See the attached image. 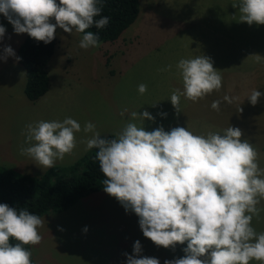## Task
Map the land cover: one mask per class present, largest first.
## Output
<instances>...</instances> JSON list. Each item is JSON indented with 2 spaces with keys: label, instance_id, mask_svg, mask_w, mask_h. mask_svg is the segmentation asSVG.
<instances>
[{
  "label": "rangeland",
  "instance_id": "rangeland-1",
  "mask_svg": "<svg viewBox=\"0 0 264 264\" xmlns=\"http://www.w3.org/2000/svg\"><path fill=\"white\" fill-rule=\"evenodd\" d=\"M138 2L135 20L117 40L99 41L98 47L80 48L82 33L73 29L70 34L57 27L56 44L45 64L48 88L34 102L23 94L24 69L16 56L0 59V168L35 176L47 169L30 156L20 154L21 147L30 146L26 142V125L30 123L72 117L81 124V129L85 122H92L101 136L110 133L116 138V133L132 121V112L139 114L146 110L155 118L143 120L142 126L147 131L158 126L165 131L180 126L206 134L222 132L229 125L239 127L243 130L242 139H248L256 148L259 167L264 169V95L255 106L248 102L243 106L242 95L227 89L234 88V81L242 82L246 78L253 79V89L264 93V59L259 63L255 60L256 54L264 57V25L250 26L239 21L241 13L232 6L235 0ZM0 25L6 29L0 38V56L4 55L5 46H10L16 54L26 33H15L3 14ZM201 54L211 57L214 68L221 72L222 87L197 102L182 96L177 112L170 101L172 91L183 88L176 65L181 58ZM227 78L231 79L229 87ZM141 83L147 85L143 94L138 91ZM226 94L233 98L232 103L222 101L220 110H213L212 101L222 100ZM132 122L141 123L139 119ZM90 136L91 133L83 130L76 133L78 146H85L79 155L89 150L84 141ZM62 163L57 160L55 165ZM89 201L88 205L95 207L78 214L68 212L69 209L49 213L55 214V221L39 229L42 239L34 245L39 249L34 254L40 257L39 264H44L46 254V264H62L65 257L71 259L67 264H126L124 254L128 243L136 240L142 245L141 255L157 257L160 264L163 258L171 260L184 255L186 242L174 249L156 246L144 237L135 220L136 214L126 212L109 194L97 195ZM103 206L110 210L101 215ZM257 207L261 211L252 224L262 232L264 199ZM107 212H111V220L102 218Z\"/></svg>",
  "mask_w": 264,
  "mask_h": 264
},
{
  "label": "clouds",
  "instance_id": "clouds-1",
  "mask_svg": "<svg viewBox=\"0 0 264 264\" xmlns=\"http://www.w3.org/2000/svg\"><path fill=\"white\" fill-rule=\"evenodd\" d=\"M232 6L241 13L239 21L264 25V0H235ZM101 10L102 0H0V14L15 33H27L47 44L55 39L57 27L70 34L75 29L83 33L79 42L83 49L99 46L98 34L86 30L108 25L109 17L95 19ZM5 32L0 25V38ZM3 53L0 59L15 55L10 46ZM262 59L255 55L258 63ZM176 67L183 88L174 89L170 101L177 112L182 96L197 102L222 87V74L209 56L181 58ZM138 91L145 93L147 85L139 84ZM262 95L252 89L247 98L255 106ZM222 101L231 104L233 98L226 94L213 100L211 108L219 111ZM131 117L141 123L128 122L113 139L102 137L92 122L81 129L72 117L36 121L26 125L30 146L19 151L44 168H53L76 148V133H91L84 143L86 150H98L94 160L105 177L103 190L126 212L136 214L144 237L156 246L174 249L186 242L183 256L165 259L163 264H264V231L258 232L252 224L264 199V169L259 167L256 148L242 139L243 130L229 125L222 132L206 134L180 126L147 131L142 122L154 120L151 113L132 112ZM44 220L26 208L0 203V264H33L32 253L24 245L41 242ZM10 238L18 243H10ZM141 253L142 245L136 240L132 254H124L126 264H160L157 257Z\"/></svg>",
  "mask_w": 264,
  "mask_h": 264
},
{
  "label": "trees",
  "instance_id": "trees-1",
  "mask_svg": "<svg viewBox=\"0 0 264 264\" xmlns=\"http://www.w3.org/2000/svg\"><path fill=\"white\" fill-rule=\"evenodd\" d=\"M138 8V0H102L101 13L95 19L109 17L108 25L103 28L93 25L86 31L98 34L99 41L114 42L135 20ZM55 44L56 38L45 44L26 33L16 49V57L20 58L17 62L24 69L22 90L29 101L38 99L47 91L45 64ZM102 137L115 138L110 133ZM96 151L95 148L89 149L72 163L54 165L37 176L0 168V203L17 210L26 208L39 216L69 208L79 198L103 189L105 177L100 172L98 161L94 160ZM10 243L18 241L10 238ZM24 247L28 249V245Z\"/></svg>",
  "mask_w": 264,
  "mask_h": 264
},
{
  "label": "crops",
  "instance_id": "crops-1",
  "mask_svg": "<svg viewBox=\"0 0 264 264\" xmlns=\"http://www.w3.org/2000/svg\"><path fill=\"white\" fill-rule=\"evenodd\" d=\"M15 56H16V54H15ZM225 83V82H224ZM231 84V79H229V78H227V84H226V86H228L229 87V85ZM233 86H234V88H227L228 90H230L232 93H234V94H236L237 96L238 95H242V97H243V106H246V102H248L249 103V101H248V98H247V96L248 95H250V93H251V91H252V89H253V86H254V82H253V79H252V81L251 80H249V79H243V81L242 82H236V81H234V84H232ZM248 88H251L250 90H248ZM254 89H256V88H254ZM41 97V96H40ZM39 97V98H40ZM262 97V96H261ZM261 97L259 98V101H262V99H261ZM37 100V99H36ZM36 100H34V101H36ZM33 101V102H34ZM247 110V109H246ZM245 110V111H246ZM240 112H241V110H239ZM249 111H255V110H249ZM256 112V111H255ZM258 112H256V114H257ZM78 144L76 145V148L73 150L74 152H72L71 154H66L65 155V157H64V159L62 160V164H69V163H72L73 161H75L77 158H79L81 155H79L82 151L81 150H85V146H84V144L83 145H81V146H78ZM105 195V194H107L103 189H101V190H99V191H96V192H93V193H90V194H87V195H85V196H83V197H81V198H79L73 205H71L69 208H67V209H69L68 210V212H70L71 211V213H79L80 211H82L83 209H85V208H88V207H95V206H93V205H88L89 204V199H92V198H94V197H96L97 195ZM88 205V206H87ZM67 209H65V210H67ZM65 210H63V211H65ZM108 210H110V207H107V206H103V208H102V210L99 212V214H103L105 211H108ZM92 211V213H95L93 210H91ZM49 213H52V212H48V213H46V214H44V215H42L41 217L42 218H44L45 220H44V226L47 224V223H50V222H53V221H55V214H49ZM114 216H115V219L117 220V214H114ZM102 218H109L110 220H111V218H112V215H111V212H107L106 214H104L103 216H102ZM135 220L136 221H138V217L137 216H135ZM136 221H135V223H136ZM44 226H43V228H44ZM50 230V229H49ZM131 233H132V231H131ZM133 242L132 241H130L129 243H128V246H127V251H126V253H130V251H132V248H133ZM28 249L31 251V253H32V259H33V261H34V263L35 264H39V260H40V257H35L34 256V254L37 252V251H39V249H38V246H34L33 245V248H32V245H28ZM63 258V257H62ZM166 258H163L162 260H163V262H164V260H165ZM54 260V262L55 263H57V262H59L58 261V259H53ZM71 259L69 258V257H65V258H63V260H61L62 262V264H67L69 261H70ZM43 261H44V259H43ZM47 261H48V255L46 254V259H45V262L47 263ZM44 262V264H46Z\"/></svg>",
  "mask_w": 264,
  "mask_h": 264
}]
</instances>
